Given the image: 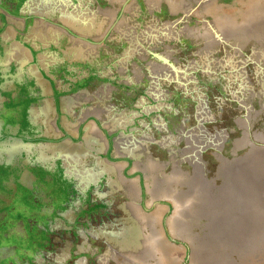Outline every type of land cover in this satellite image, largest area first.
<instances>
[{"label": "rangeland", "instance_id": "1", "mask_svg": "<svg viewBox=\"0 0 264 264\" xmlns=\"http://www.w3.org/2000/svg\"><path fill=\"white\" fill-rule=\"evenodd\" d=\"M96 2L124 7L82 73L108 107L81 156L123 203L101 219L0 216V264H264L235 212V196L264 199V0Z\"/></svg>", "mask_w": 264, "mask_h": 264}, {"label": "crops", "instance_id": "2", "mask_svg": "<svg viewBox=\"0 0 264 264\" xmlns=\"http://www.w3.org/2000/svg\"><path fill=\"white\" fill-rule=\"evenodd\" d=\"M42 1L0 0V216L101 219L124 195L118 188L109 191L108 180H92L94 172L108 169L89 165L81 155L93 148L86 141L102 138L93 119L101 120L95 114L102 107L98 93L108 86L88 89L76 76V62L91 57L41 50L45 28L53 35V22L62 20L59 10L45 9ZM235 198V212L249 219L246 234L264 237V199ZM258 204L259 213L247 215Z\"/></svg>", "mask_w": 264, "mask_h": 264}, {"label": "flooded vegetation", "instance_id": "3", "mask_svg": "<svg viewBox=\"0 0 264 264\" xmlns=\"http://www.w3.org/2000/svg\"><path fill=\"white\" fill-rule=\"evenodd\" d=\"M41 1V0H39ZM87 1V2H86ZM45 9H54L60 12V21L53 22V35H49V28H45L38 45L41 50L55 49L60 55H87L91 61L76 62V76L90 73L95 65H101L104 60L106 41L111 39L110 30L114 28L124 7L122 4L100 5L96 0H43L39 2ZM118 25H116V28ZM118 36L116 40H118ZM30 45L31 42L27 41ZM44 47V48H43ZM90 60V59H89ZM67 68V67H66ZM73 68V64L70 65ZM74 70V69H72ZM79 72H81L79 74ZM101 72V71H100ZM107 88L99 91L102 107L100 112L107 107ZM85 100V99H84ZM97 112V111H96Z\"/></svg>", "mask_w": 264, "mask_h": 264}]
</instances>
